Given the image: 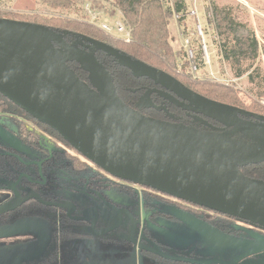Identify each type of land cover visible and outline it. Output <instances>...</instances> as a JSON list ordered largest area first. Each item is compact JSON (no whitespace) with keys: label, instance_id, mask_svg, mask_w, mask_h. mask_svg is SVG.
I'll return each instance as SVG.
<instances>
[{"label":"water","instance_id":"obj_1","mask_svg":"<svg viewBox=\"0 0 264 264\" xmlns=\"http://www.w3.org/2000/svg\"><path fill=\"white\" fill-rule=\"evenodd\" d=\"M69 38L74 41L69 42ZM98 52L112 58L132 77L153 82L157 88L148 90L147 97L154 94L176 108L232 130L203 132L133 110L119 97L114 78ZM71 64L89 74L88 82L79 78ZM0 94L112 176L264 229V181L241 171L264 164L263 115L203 97L163 70L106 43L7 18H0ZM237 135L249 142L237 139ZM0 144L29 154V148L2 121ZM14 193L17 203L7 204L6 209L2 208L5 204L0 206V217L32 199L20 200V194ZM16 227L0 225V240L27 233H5ZM141 239L151 242L143 236ZM23 248V243L5 244L0 246V257L6 260Z\"/></svg>","mask_w":264,"mask_h":264},{"label":"flooded vegetation","instance_id":"obj_2","mask_svg":"<svg viewBox=\"0 0 264 264\" xmlns=\"http://www.w3.org/2000/svg\"><path fill=\"white\" fill-rule=\"evenodd\" d=\"M97 55L111 73V58L106 55L102 61L101 53ZM71 68L81 69L77 64ZM138 82L139 104L142 95L157 87ZM151 96L154 107L141 110L137 104L136 110L144 115L151 110L161 114V121H178L203 132L232 130ZM181 113L199 119L179 121ZM0 121L29 148L25 155L0 144V206L17 203L14 190L20 200L32 198L0 217V225H17L5 233L27 232L0 240V246H24L6 260L0 257V264H264L263 228L120 180L36 122L24 121L20 127L9 117ZM236 138L249 142L242 135Z\"/></svg>","mask_w":264,"mask_h":264},{"label":"trees","instance_id":"obj_3","mask_svg":"<svg viewBox=\"0 0 264 264\" xmlns=\"http://www.w3.org/2000/svg\"><path fill=\"white\" fill-rule=\"evenodd\" d=\"M38 1L56 11L60 9L74 11V9L78 8L79 14L83 19L72 20L62 16H27L6 10L0 11V18L19 20L30 24L34 23L58 31H68L73 34L77 33L90 37L96 41L106 43L116 50H120L132 59L141 61L158 70H163L203 97L258 115H264V107H261L257 102H252L246 107L240 98V91L234 85L209 80L193 73V66L196 67L197 74L206 68L205 54L203 52L202 38L197 34V24L191 21L190 10L186 0H113L109 8L113 17L112 20L117 17V10L123 13V23L131 32L130 42L112 38L99 27L93 25L90 22L91 17L83 13V8L88 4H91L93 10H104L106 5L103 2L101 3L100 0ZM213 9V19H207V23L213 30L214 43L219 48L221 59L232 66V73H234L235 78L247 77L249 83L257 89V97L259 99L264 97V75L261 69L256 66L260 56V46L254 29L247 23L241 22L239 13L235 12L232 6L214 4ZM174 15L178 17L177 24L180 27L182 37L189 41L188 49L193 52L192 59L189 58L188 53L184 49L177 52L172 47L170 19ZM110 69L119 97L130 108L136 109L138 93L135 90L139 87V79L132 77L129 71L118 64L113 65ZM75 72L81 80L88 81L89 74L85 70L77 69ZM145 115L159 120L162 119L161 114L151 110L149 114L145 113ZM0 117H9L17 121L20 127L25 125L24 121L36 122L38 125L53 131L62 142L69 145L52 128L34 120L24 110L4 98L1 94ZM174 122L180 123L178 121ZM241 171L249 178L264 181V164L242 168Z\"/></svg>","mask_w":264,"mask_h":264},{"label":"rangeland","instance_id":"obj_4","mask_svg":"<svg viewBox=\"0 0 264 264\" xmlns=\"http://www.w3.org/2000/svg\"><path fill=\"white\" fill-rule=\"evenodd\" d=\"M100 1L101 3L103 2L106 5L104 10H93L91 4H88L83 8V13L91 17L90 22L93 25H96L102 30L101 26L103 25V23L114 27V24L117 23L118 20L122 19L123 21L124 15L119 10L116 11L118 12L117 17L112 20L113 17L111 16L109 8L111 7L110 4L113 0ZM186 3L188 9L190 10V17L192 19L191 21L197 24L196 31L198 36L202 38L203 52L205 51L204 60L206 68L198 74L196 73V71L192 70L193 73L196 76L204 77L209 80L234 85L240 91V98L246 105V107L252 104V102H257L261 106L260 102L262 99H264V97L260 99L257 97V89L255 88V86L249 83V79H247V77H242L239 79L235 78L234 73H232V66L221 59V56L219 54L220 51H218L219 48L214 43L215 37L213 34V30H211V28L209 27L207 19H213L214 4H217L219 6H232L235 12L239 13L241 22L247 23L254 29L255 36H257V40L260 46L261 40H264V0H186ZM3 10L20 13L27 16H62L64 18L72 20L83 19L79 14L80 11L78 10V8L74 9V11H65L63 9L56 11L52 10L48 5H43L38 0H0V11ZM177 19L178 17L175 15L170 19L172 47L174 51L177 52H180L184 49L188 53L189 58H193V56L191 55L192 52H190V49H188L189 44H187V42L189 41L182 37L180 27L177 24ZM108 35L116 40L120 39L118 38L120 37V35H117L115 32ZM69 40H71L72 42L74 41V39L72 38H69ZM105 56L106 55L101 53L100 58L102 61L106 60ZM108 64L113 66L116 63L111 58V60H108ZM256 66L261 69V72L264 75V48L260 49V56L256 62ZM153 102L154 98L152 96L146 97L142 95L138 107L141 110L148 109V107H152L154 105ZM178 117L180 118L179 121H186L188 123H195L199 119L195 116L190 118L189 116H186L182 113L178 115Z\"/></svg>","mask_w":264,"mask_h":264},{"label":"built area","instance_id":"obj_5","mask_svg":"<svg viewBox=\"0 0 264 264\" xmlns=\"http://www.w3.org/2000/svg\"><path fill=\"white\" fill-rule=\"evenodd\" d=\"M101 28H102V30H104L108 34H112L113 32H115L117 35H120V37H118V38H120L121 40H125L127 42L131 41L130 40L131 39V32L124 25L122 19L118 20L117 23L114 24V27L103 23ZM201 31H202V29H201ZM202 37H203V34H202ZM187 44H189V42H187ZM262 48H264V40H261V42H260V49H262ZM192 53H191V55L193 56ZM204 54H205V51H204ZM193 70L196 71V67L193 66ZM260 104H261V106L264 107V99L261 100Z\"/></svg>","mask_w":264,"mask_h":264}]
</instances>
